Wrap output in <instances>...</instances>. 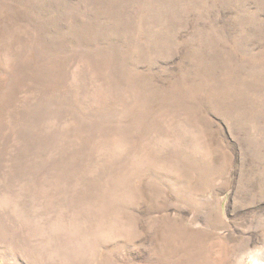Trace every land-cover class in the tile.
<instances>
[{"label": "rangeland", "instance_id": "1", "mask_svg": "<svg viewBox=\"0 0 264 264\" xmlns=\"http://www.w3.org/2000/svg\"><path fill=\"white\" fill-rule=\"evenodd\" d=\"M0 264H264V0H0Z\"/></svg>", "mask_w": 264, "mask_h": 264}]
</instances>
